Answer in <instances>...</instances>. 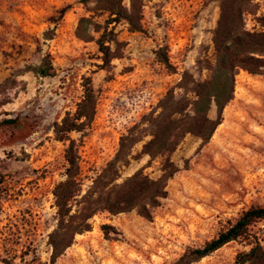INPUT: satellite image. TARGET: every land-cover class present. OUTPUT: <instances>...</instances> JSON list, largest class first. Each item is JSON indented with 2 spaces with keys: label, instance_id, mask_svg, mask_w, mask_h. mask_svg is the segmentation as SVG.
Segmentation results:
<instances>
[{
  "label": "rangeland",
  "instance_id": "rangeland-1",
  "mask_svg": "<svg viewBox=\"0 0 264 264\" xmlns=\"http://www.w3.org/2000/svg\"><path fill=\"white\" fill-rule=\"evenodd\" d=\"M253 4L246 29L261 32L264 0ZM219 16L214 0H145L143 32H131L125 22L111 25L124 45L123 57L105 66L96 43L76 36L81 18L104 25L105 13L88 12L81 0H0V264H51L53 192L66 179L68 146L56 138L54 125L75 112L85 78L92 79L97 111L84 136L71 134L80 145L84 193L135 127L138 142L119 165V182L139 171L160 176L163 159L142 154L151 139L143 118L184 72L208 80ZM160 48L172 69L157 58ZM48 54L55 71L42 77L36 69ZM170 158L179 172L152 221L136 210L98 214L93 230L76 236L55 264H172L252 206H264V75L241 70L235 98L211 141L203 146L188 135ZM103 224L115 227L119 240L105 239ZM252 232L264 245V221ZM249 249L232 242L194 264H235L237 254Z\"/></svg>",
  "mask_w": 264,
  "mask_h": 264
},
{
  "label": "trees",
  "instance_id": "trees-1",
  "mask_svg": "<svg viewBox=\"0 0 264 264\" xmlns=\"http://www.w3.org/2000/svg\"><path fill=\"white\" fill-rule=\"evenodd\" d=\"M145 0H131L130 6L124 0H81L88 12L105 13L104 25L95 24L83 17L78 23L76 36L86 42L94 41L102 54L105 66L116 58L123 57V43L119 41L113 24L125 22L131 32L144 31L143 12ZM219 4L220 16L214 32L213 63L208 62L210 75L206 81H198L190 72L182 74L181 81L160 100L155 111L144 116L147 135L151 139L143 145L142 154L151 160L163 159L161 174L153 179L139 171L120 179L119 165L130 155L138 140L133 130L121 138L115 158L100 173L92 178V184L83 191L80 145L71 137L72 133L84 134L92 127L98 98L91 78H85L83 97L74 113L68 112L61 122L54 125L56 138L68 143L65 150V177L53 192L56 207V225L49 234L51 264H55L75 242L76 236L91 232L92 221L101 213L118 215L136 210L146 220H153V210L160 207L168 197V183L179 172V167L170 158L183 140L192 135L208 144L218 127L223 123L225 108L235 98L236 76L242 70L251 75H264V17L260 19L261 32L246 29L245 15L253 12V0H214ZM92 32L99 33L95 39ZM164 49L160 48L157 58L171 68ZM51 55L48 54L36 69L42 77L54 74ZM180 90L182 94H176ZM216 116H210L212 109ZM264 221V206H252L239 219L223 229L217 237L198 248H188L172 264H194L201 261L229 243L242 241L249 251L237 254L235 264H264V245L252 228ZM101 230L107 240H119L115 227L103 224Z\"/></svg>",
  "mask_w": 264,
  "mask_h": 264
}]
</instances>
